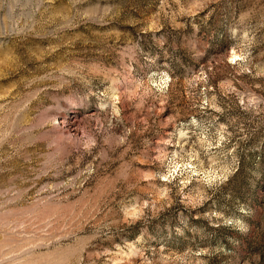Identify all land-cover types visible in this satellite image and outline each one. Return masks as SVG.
I'll use <instances>...</instances> for the list:
<instances>
[{
  "label": "rangeland",
  "instance_id": "1",
  "mask_svg": "<svg viewBox=\"0 0 264 264\" xmlns=\"http://www.w3.org/2000/svg\"><path fill=\"white\" fill-rule=\"evenodd\" d=\"M0 264H264V0H0Z\"/></svg>",
  "mask_w": 264,
  "mask_h": 264
}]
</instances>
